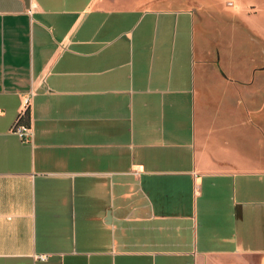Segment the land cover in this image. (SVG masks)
Here are the masks:
<instances>
[{"label":"crops","instance_id":"0c3cea01","mask_svg":"<svg viewBox=\"0 0 264 264\" xmlns=\"http://www.w3.org/2000/svg\"><path fill=\"white\" fill-rule=\"evenodd\" d=\"M195 1L0 0V264H264V2Z\"/></svg>","mask_w":264,"mask_h":264},{"label":"rangeland","instance_id":"374dc122","mask_svg":"<svg viewBox=\"0 0 264 264\" xmlns=\"http://www.w3.org/2000/svg\"><path fill=\"white\" fill-rule=\"evenodd\" d=\"M140 1H143L147 5H159V6H164L166 4H173L172 2L174 1V4L178 5L179 7H184V8L193 7L197 10H199V8H201V6H200L201 3L198 1H195V0H140ZM243 1H244L243 3L246 4L248 1H251V0H243ZM258 1L261 2V4H263V2H264V0H258ZM212 2H214V0H212ZM216 3H217V0H216ZM214 5H216V4H214ZM227 6L231 7L232 2H228ZM209 13H214V12L211 11V12H208V14ZM238 36H239L238 40L240 41V44H242V46L244 47V50L245 49L248 50L250 48L249 37L244 33L239 34ZM251 46H252V44H251ZM259 80H260V88H261L262 84H264V74H261L259 76ZM259 97H261L260 99H262V97H264V93L259 94Z\"/></svg>","mask_w":264,"mask_h":264},{"label":"built area","instance_id":"2783aa9c","mask_svg":"<svg viewBox=\"0 0 264 264\" xmlns=\"http://www.w3.org/2000/svg\"><path fill=\"white\" fill-rule=\"evenodd\" d=\"M31 110V99L26 100L24 108L14 124V132L22 139V141H30L32 139V132L28 126L21 124V118L29 113Z\"/></svg>","mask_w":264,"mask_h":264},{"label":"trees","instance_id":"16d2710c","mask_svg":"<svg viewBox=\"0 0 264 264\" xmlns=\"http://www.w3.org/2000/svg\"><path fill=\"white\" fill-rule=\"evenodd\" d=\"M30 120H31L30 113H26V115H24V116L21 118V124L26 125V126H29V124H30Z\"/></svg>","mask_w":264,"mask_h":264}]
</instances>
